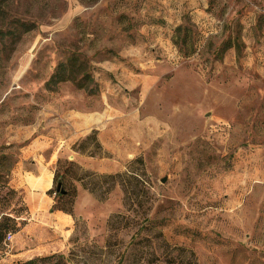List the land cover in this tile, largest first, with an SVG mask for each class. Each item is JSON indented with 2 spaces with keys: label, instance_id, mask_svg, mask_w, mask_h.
<instances>
[{
  "label": "rangeland",
  "instance_id": "rangeland-1",
  "mask_svg": "<svg viewBox=\"0 0 264 264\" xmlns=\"http://www.w3.org/2000/svg\"><path fill=\"white\" fill-rule=\"evenodd\" d=\"M0 29V264H264V0H0ZM72 55L93 93L46 87Z\"/></svg>",
  "mask_w": 264,
  "mask_h": 264
},
{
  "label": "trees",
  "instance_id": "trees-1",
  "mask_svg": "<svg viewBox=\"0 0 264 264\" xmlns=\"http://www.w3.org/2000/svg\"><path fill=\"white\" fill-rule=\"evenodd\" d=\"M21 33L30 31L33 27L24 23H17ZM15 34L10 29H0V40L6 36L13 37ZM174 45L181 46L184 49H191L193 44L190 43L186 30L181 26L174 30L172 37ZM230 45L226 47L229 48ZM179 47V48H181ZM192 51V49H191ZM190 54V53H189ZM188 57V56H185ZM70 81L78 89H82L88 93L94 92L95 83L91 76L87 72L85 61L79 58L77 55H72L65 62L56 66L54 72L46 82V87L52 88L58 83ZM85 171L76 163L68 161L66 159H58L55 163V169L53 171V187L47 191V194L53 196L54 205L50 209L51 211H58L62 214L73 218V206L76 199L77 187L75 184L80 185L83 189L91 192L85 185L82 184ZM59 184V192L56 191V185ZM6 190V195L10 193V190L6 187H2ZM2 200L4 198H1ZM17 216H12L4 211L0 210V248L8 235L17 233L22 226V223L16 220ZM62 259L61 256L55 255L49 257H43L39 259L29 260L21 264H38L39 262L51 261L53 259Z\"/></svg>",
  "mask_w": 264,
  "mask_h": 264
},
{
  "label": "crops",
  "instance_id": "crops-1",
  "mask_svg": "<svg viewBox=\"0 0 264 264\" xmlns=\"http://www.w3.org/2000/svg\"><path fill=\"white\" fill-rule=\"evenodd\" d=\"M170 12H171V11H170ZM167 13H169V12H164V14H167ZM166 16H167V15H166ZM167 17H168V19H169L168 21H170L171 18H170L169 16H167ZM74 126H75V125H74ZM79 127H83V126H82V125L79 126V124H78V128H79ZM48 164H49V163H46V165H48ZM80 167H81V166H80ZM50 168H51V167H50ZM81 168H82V167H81ZM51 169H52V168H51ZM82 169H83V168H82ZM43 175L45 176V178H44L45 180L43 181V184L41 185V184H40V182H41V179H40V178H42ZM42 176H40V177L37 176V177H36L38 180L40 179V182L38 183L37 186H38L39 188H42V189H45V190H46V189L50 188L51 181H52V173H51L50 171L46 170V172H43V173H42ZM43 202L46 203L45 200H44ZM45 203H43V204H45Z\"/></svg>",
  "mask_w": 264,
  "mask_h": 264
},
{
  "label": "water",
  "instance_id": "water-1",
  "mask_svg": "<svg viewBox=\"0 0 264 264\" xmlns=\"http://www.w3.org/2000/svg\"><path fill=\"white\" fill-rule=\"evenodd\" d=\"M162 182H163V181H162ZM59 188H60V185L57 184V185H56V191H57V192H59Z\"/></svg>",
  "mask_w": 264,
  "mask_h": 264
},
{
  "label": "built area",
  "instance_id": "built-area-1",
  "mask_svg": "<svg viewBox=\"0 0 264 264\" xmlns=\"http://www.w3.org/2000/svg\"><path fill=\"white\" fill-rule=\"evenodd\" d=\"M10 238H11V236H10V235H8V236L6 237V240H10Z\"/></svg>",
  "mask_w": 264,
  "mask_h": 264
}]
</instances>
